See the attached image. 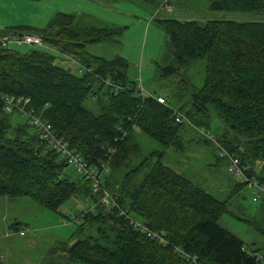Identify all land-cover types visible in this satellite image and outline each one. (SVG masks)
I'll list each match as a JSON object with an SVG mask.
<instances>
[{
    "label": "trees",
    "instance_id": "trees-1",
    "mask_svg": "<svg viewBox=\"0 0 264 264\" xmlns=\"http://www.w3.org/2000/svg\"><path fill=\"white\" fill-rule=\"evenodd\" d=\"M153 1L159 5L163 0ZM209 7L264 12V0H212ZM81 19L57 12L41 28L0 29V37L7 32L39 35L46 47L61 53L32 46L22 52L0 44V94L30 97L35 112L88 164L110 157L103 187L131 218L151 230H163L167 243L134 228L119 208L98 203L84 177L86 186L81 189L80 179L74 181L64 172L65 158L26 120L13 123L10 115L16 112L5 111L0 101V197L28 198L56 212L80 190L94 201L93 210L77 216L81 219L73 235L57 245L64 258L55 257L50 248L40 264H192L177 247L202 264H259L261 260L250 252L257 253L260 247L254 242L247 245L219 222L222 215L232 214L236 201L253 216L242 202L245 197L238 195L242 189L218 199L162 162L163 151H151L134 165L131 160L139 151L135 129L164 147L182 148V123L172 113V108H182L173 104L175 97L187 107L183 114L196 127L209 129L215 114L222 123L218 141L239 157L248 176L264 184V22L159 18L172 48L159 76L178 79L175 92L165 95L166 104H161L153 97H141L123 56L108 59L86 49L87 44L120 34L122 28L84 24ZM65 55L91 70L79 75L78 66L68 64ZM201 58L205 75L196 85L185 73ZM58 59L64 66L56 63ZM87 97L97 102L98 114L85 106ZM109 149L114 150L112 155ZM256 160L263 162L261 167H255ZM255 210L254 226L246 217L238 219L264 237V203ZM87 228L93 231L87 233Z\"/></svg>",
    "mask_w": 264,
    "mask_h": 264
},
{
    "label": "rangeland",
    "instance_id": "rangeland-1",
    "mask_svg": "<svg viewBox=\"0 0 264 264\" xmlns=\"http://www.w3.org/2000/svg\"><path fill=\"white\" fill-rule=\"evenodd\" d=\"M212 0H172L169 9H163L158 6V2L153 0H0V29H11L12 27H44L47 22L57 12L71 13L81 15L84 24L94 26L122 28L120 34H114L112 38L100 42H93L86 45V49L95 55L113 58L116 55L123 56L128 64V75L135 81L136 88L141 87L145 92L156 95H168L174 93L177 82L176 76L163 78L159 76V68L168 64L170 58L171 46L167 41V36L159 23V18H176L180 20H196L204 22L209 19H230L239 22L258 21L264 22V12H222L212 10L209 5ZM90 5L94 9L93 15H88L84 9ZM119 6L121 9L119 10ZM32 47L46 48L57 55L61 53L53 48L46 46H33L28 44H10L9 47L26 51ZM57 64L64 66L65 62ZM77 69H75L76 71ZM185 75L189 80L201 85L205 75V59L196 60L190 68L186 70ZM96 88V84L93 86ZM176 108H182V113L187 109L182 106L181 101L172 97ZM85 106L99 113L97 102L87 97ZM12 122H22L25 119L17 113L10 115ZM190 119V118H189ZM191 121V120H190ZM202 130L209 131L213 136H218L222 131V123L215 115H211L209 129L196 127L191 121L183 122L179 130L181 149L174 146L164 147L162 144L149 137L138 129L134 132V141L138 144V153L132 157V165L138 163L151 151H163L162 162L183 174L194 184L211 193L218 199H224L233 189L239 190L238 195H243V203L248 205V213L240 208L241 204L236 201L232 207V214H224L219 220L220 224L225 226L230 232L243 239L246 244L256 243L259 254L263 259L259 264H264V237L254 230L251 223L255 218L256 208L260 205V198L252 196L250 189L245 186H237L238 180L233 179L227 170V161L218 158L216 145L205 137ZM220 137V136H219ZM217 138V137H216ZM131 165V166H132ZM127 170V169H126ZM64 172L70 179L78 181L80 179L81 189H85L86 182L82 175L78 174L70 165L65 166ZM124 170L118 173L120 180ZM139 178L143 171H139ZM86 195L80 190L71 196L59 210L61 213L80 215L86 210H93L94 201L92 198L85 199ZM11 202L8 208L5 203L0 206V219L2 223L0 228L5 229V224H13L16 220L21 222L20 226L28 229L25 235L14 234L0 240V250L7 255V260H2L3 264H40L44 258L49 257V251L57 253V245L60 241L51 242L50 235L55 237H65L66 240L72 236L77 225L75 221L68 220L66 225L58 224L56 221L59 214L56 211L47 210L36 204L31 199L10 198ZM232 205V206H233ZM239 205V206H238ZM4 217V221H3ZM245 218L249 224L243 220ZM81 218H79L80 220ZM58 224V228H46ZM56 228V229H54ZM92 228H87L85 232L91 233ZM52 232V234H49ZM56 234V236H55ZM53 248V249H50ZM52 256V255H51ZM57 258H64L61 252L56 254ZM26 259L27 263L20 262ZM74 264H86L75 262Z\"/></svg>",
    "mask_w": 264,
    "mask_h": 264
},
{
    "label": "built area",
    "instance_id": "built-area-1",
    "mask_svg": "<svg viewBox=\"0 0 264 264\" xmlns=\"http://www.w3.org/2000/svg\"><path fill=\"white\" fill-rule=\"evenodd\" d=\"M170 1L172 0H163L160 4V8L169 9ZM28 44L33 46H45L42 38L36 34H17V33H4L0 37V44L5 47H9L10 44ZM67 59H70L73 63L78 66L77 73L82 75L85 71H90L89 67H85L79 64L76 60L71 58L68 55H65ZM105 83L108 85L111 84L109 80H106ZM140 92L141 97H153L159 103L166 104V100L162 95H156L154 93L145 92L141 87L137 89ZM0 101L2 102L5 111L7 112H16L22 118H24L38 133L40 138L48 141V143L54 148L63 158H65L68 165L72 166L74 170L82 175L86 180H89L91 183L92 193L98 196V203L104 207L110 209L113 207H118V204L115 198L110 194V192L103 187L104 177L109 172V159L103 161L97 165L88 164L82 157V155L77 152L74 148H71L67 141L59 137L52 125L40 115L35 112V109L31 106V99L27 96H9L0 94ZM172 113L174 119L177 123L188 122L191 124L190 120L179 110L172 108ZM201 132L205 135L206 138L211 140L217 147L218 158L227 161V170L230 173L233 179L238 180V183L243 184V186L250 189L252 196H257L260 198V201L264 203V184L259 183L255 178H252L247 175L246 167L241 163V160L236 155L228 151L219 141L213 136L209 131L201 129ZM108 152L110 155L114 153V150L109 149ZM255 167L259 168L262 166L263 162L261 160L255 161ZM119 214L125 216L128 219L129 223L133 225L134 228L145 233V235L153 240H157L162 244H166L167 240L165 238L166 233L163 230L155 231L147 228L142 223L131 218L125 209L119 208ZM72 221L79 223V220L76 217H71ZM21 234L23 232H20ZM176 251L184 257L186 260L191 261L192 264H202L200 263L195 255H190L184 252L181 248H176ZM256 255L259 260H262L263 257L259 252L251 253Z\"/></svg>",
    "mask_w": 264,
    "mask_h": 264
},
{
    "label": "crops",
    "instance_id": "crops-1",
    "mask_svg": "<svg viewBox=\"0 0 264 264\" xmlns=\"http://www.w3.org/2000/svg\"><path fill=\"white\" fill-rule=\"evenodd\" d=\"M158 6H160V3H159ZM118 9L120 10L121 7L119 6ZM84 10L86 12H83V13L88 14V15H93L94 9L92 7H90V5H87V7ZM67 63L70 64V65H74V63L70 59H67ZM162 96H164V95H162ZM88 198L89 197H86L85 199L87 200ZM22 199L23 200H28V198H22ZM10 202H11V199L9 197H7V196L0 197V206H1V204L5 203V208H8V206L10 205ZM56 213L59 214V218L56 221L58 222V224H61V225H66L68 220H72V218H71L72 216L76 217L79 220V217H77L78 213H75V214H72V215H67L66 213H61L60 210L57 211ZM3 221H4V217H3ZM1 223H2V220L0 219V224ZM20 224H21V222H19L18 220H16L13 224H11L12 228L10 227L9 224L8 225L5 224V229L4 228H0V240H2L4 238H7V237H9L11 235H14V234H18L20 236L25 235V233L28 231V229L25 228L24 226L23 227L22 226L18 227V225H20ZM58 224L51 225V227L47 226V224H46L42 228L43 229L48 228V230H49V228L53 229V227L58 228ZM56 228H54V229H56ZM20 232H23V233L21 234ZM49 234H52V232H49ZM55 236H56V234H55ZM50 238H51V242H53V241H57L58 242V241H60L59 239H64V240L66 239L65 237H60V236L54 238L51 235H50ZM3 259L7 260V255L4 254L3 252H1V250H0V263L1 264H3L1 262ZM20 262L27 263V260L26 259H22Z\"/></svg>",
    "mask_w": 264,
    "mask_h": 264
}]
</instances>
